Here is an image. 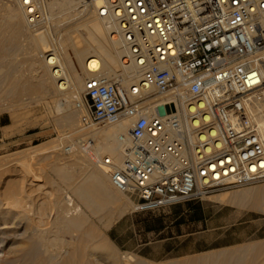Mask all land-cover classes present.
Returning a JSON list of instances; mask_svg holds the SVG:
<instances>
[{"label":"built area","instance_id":"built-area-1","mask_svg":"<svg viewBox=\"0 0 264 264\" xmlns=\"http://www.w3.org/2000/svg\"><path fill=\"white\" fill-rule=\"evenodd\" d=\"M24 7L37 23L32 0ZM96 11L114 24L140 81L88 78L82 124L130 121L119 135L123 164H103L135 212L263 183L264 119L255 109L264 103V0H103Z\"/></svg>","mask_w":264,"mask_h":264},{"label":"rangeland","instance_id":"rangeland-1","mask_svg":"<svg viewBox=\"0 0 264 264\" xmlns=\"http://www.w3.org/2000/svg\"><path fill=\"white\" fill-rule=\"evenodd\" d=\"M38 1L42 3L41 9L47 17L45 22H48L50 40L49 46L42 48L43 53L56 52L63 62H66L64 60L66 54L76 62L72 48L64 43L68 37H73V41L76 42L78 38L76 28L86 22L85 20L90 17L89 13L76 19V11L65 14L62 5L54 7L55 9L50 8L54 0ZM10 35L9 30L3 29L1 36L5 40L8 41ZM20 38L13 40L14 42L7 47L11 51H8L9 55L4 61L11 66V80L14 79V82L25 87V93L23 92L22 101L8 108L4 107L0 112V195H4L5 192L12 194L16 192L14 195L19 200L22 199L23 205L27 208V218L22 220L21 216L24 214L20 208L0 209L4 213L2 217L4 222L11 224L17 221V225L19 223L18 227L15 224L9 225L10 229L4 230L6 233L2 236L4 249L1 252L0 264H15L14 256L8 255L7 249L13 242H24L29 235L28 228L36 225L37 221L38 224L40 217L45 223L49 220L50 227L56 224L53 201L63 191L68 190V177L73 174L74 183L80 177L77 175L76 165L71 167V173L62 172L63 163L76 158V155H70L64 148L72 143L80 148L83 139L88 138L83 135L86 130L103 127L87 128L82 124L83 117L89 114L84 98V87L77 88L82 102L72 98L71 102L68 101L75 115L74 126L69 128L62 121L63 113L57 111L55 97L41 96L38 92V75L34 72V62L42 61L41 48L32 50L30 40ZM66 45L67 48L64 47ZM158 99L162 101L164 98ZM79 102L82 104L81 108L77 106ZM81 128L85 131L72 134ZM56 155L60 156V159ZM260 188H264V182L221 190L203 199L183 202L150 213H136L132 201L123 193H119L117 207L121 208L120 211H116V206L112 205H102L104 208H99L106 209L112 214L107 228L101 226L97 216L92 215L90 209L81 203L78 204L86 212L87 220L109 240L119 256L131 254L148 264L180 261V264H183L184 261L209 256L229 248L264 242V211L251 209L233 200L237 193L253 192ZM9 189L12 191H8ZM22 195L23 197H20ZM217 196H226V199L215 200ZM74 199L77 201L76 195ZM59 235L66 240L71 238L66 233Z\"/></svg>","mask_w":264,"mask_h":264},{"label":"bare ground","instance_id":"bare-ground-1","mask_svg":"<svg viewBox=\"0 0 264 264\" xmlns=\"http://www.w3.org/2000/svg\"><path fill=\"white\" fill-rule=\"evenodd\" d=\"M32 2L40 17L35 24H30L28 21L24 0H0V112L4 107L8 108L14 103L22 101L25 89L20 83L14 82V79L11 80V66L7 65V62L4 63L11 51L7 47L16 41L18 37L28 38L32 50L38 48L42 50L43 47L50 44L48 22H45L47 17L44 16L45 14L40 6L42 3H39L38 0H32ZM102 4L103 0H93L92 2L85 0H54L50 8L62 5L61 8L65 10V14L76 11V19L88 13L90 15L87 18L88 21L85 20L86 22L76 28V35L78 36L76 42L73 41V37H68L64 43L69 44L72 48L76 62L75 59L65 53L64 60L66 62H63L56 52L50 54L45 51L43 53V50L42 61L36 60L34 62V72L38 75V92L41 96L51 95L55 97L57 100L56 109L63 113L61 119L69 128L74 126L75 115L70 109L68 101L71 102L72 99L81 101L77 88L82 89L88 78L103 76L116 79L125 88L137 86L140 81L137 68L133 65H127L123 61L125 49L122 43L115 40L111 35L114 24L97 15L96 9ZM3 29L9 30L11 33L8 36V41L1 36ZM64 47L67 48V45ZM70 98L72 99L70 100ZM164 101L165 99L160 100V102ZM81 102L78 103L80 108ZM255 110L261 112L264 119V103L257 105ZM129 125V120H123L102 128H92L86 131L81 128L79 131L72 132V134H75L85 131L83 135L84 137L88 136L87 139L90 140L87 143L90 144L85 148L82 146L79 148L72 143L64 148V151H67L70 155H76V158L71 162L63 163L64 170L62 172L69 174L71 173V167L76 165V172L80 177L76 179V183L73 182L75 179L73 174L68 177V190L65 189L67 191H63L53 201V208L56 210V224L50 227V225L48 226V223L50 224L49 220L45 223L43 218L40 217L38 224V221L35 220L36 225L29 228L27 226L28 231L25 229V232L27 231L29 235L24 242L10 244L7 254L14 256L13 262L15 264H148L131 254L119 256L109 240L96 226L87 220L86 212L78 204L81 203L90 209L91 214L97 216L104 228L108 227L112 214L109 211L107 212L106 209L99 208H104L102 205H112L116 206V211L121 210L119 206L117 207L119 193L121 192L113 187L108 167L103 164V161L106 158L111 159L114 168H119L123 164L124 145L120 142L119 135L127 134ZM85 139L86 137L83 140L86 141L87 139ZM56 157L60 159V156L56 155ZM12 188L14 187L12 186ZM14 194L5 192L4 195H0V209L2 207L20 208L24 214V216L20 215L22 220L26 219L27 208L23 205V200H19ZM73 194L76 195L78 202L75 201ZM20 197H23V195ZM214 199L224 201L226 196H217ZM233 200L240 205H247L251 209L264 211V188L253 192L243 191L237 193ZM2 217H4V213L0 210V262L2 260L1 252L4 249L2 236L5 235L7 229H10L9 225H17V221L10 224L4 222ZM61 233L69 234L71 238L69 240L63 239L59 235ZM183 264H264V242L259 241L245 246L229 248L209 256L184 261Z\"/></svg>","mask_w":264,"mask_h":264},{"label":"water","instance_id":"water-1","mask_svg":"<svg viewBox=\"0 0 264 264\" xmlns=\"http://www.w3.org/2000/svg\"><path fill=\"white\" fill-rule=\"evenodd\" d=\"M168 110H169L168 107L160 106V107L158 108V113H159V115H160L161 117H164V116H166Z\"/></svg>","mask_w":264,"mask_h":264}]
</instances>
